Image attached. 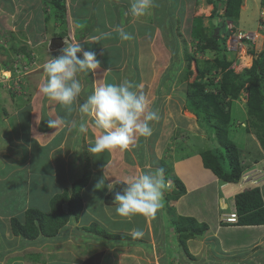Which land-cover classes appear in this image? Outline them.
Listing matches in <instances>:
<instances>
[{"label": "crops", "instance_id": "crops-1", "mask_svg": "<svg viewBox=\"0 0 264 264\" xmlns=\"http://www.w3.org/2000/svg\"><path fill=\"white\" fill-rule=\"evenodd\" d=\"M62 1L67 17L59 32L67 33L62 36L65 42H79L85 50L95 51L100 65L94 73L78 74L82 93L72 106H62L40 92L46 80L44 75L36 87L32 86L34 96L28 103L1 107L4 110L0 116V264H264V224L226 221L227 216L237 212L236 195L253 185L225 182L207 168L201 152L213 143L206 127L185 107L184 97H164L167 89H162V80L168 81L170 75L163 74L162 66L167 72L171 49L179 46L175 26L182 23L180 18L183 19L187 1L173 0L169 14L151 6L140 17L131 14L130 0ZM165 1L152 0L153 4ZM253 2L257 6L261 0H244L241 13ZM209 5L213 12L214 4ZM199 16L206 17L207 23H195L197 28L201 26L214 33L213 18L201 13ZM54 21L57 20L49 22ZM45 22L40 32L44 38L31 48L33 55L35 51H44L41 61L37 60L39 57L32 61L36 64L59 55L60 48L55 51L49 48L51 38L60 36L59 32L49 37L47 33L52 29ZM170 22L172 30L167 25ZM118 27L133 38L122 41ZM29 78L34 80L32 76ZM124 80L139 85L148 99L149 110L162 117L156 126L150 122L153 129L150 137L137 136L127 149L93 155L88 151L89 144L100 130L91 116L79 112V104L95 86ZM244 111L245 114H239L245 123L248 115ZM48 120H56V126L50 128ZM81 123H86L87 132L79 131ZM235 124L231 123L229 136L246 160L244 163L250 162L248 172L264 168V152L255 135L251 133V138L244 135L243 144L235 141L231 137ZM240 129L249 134L247 126L242 125ZM249 139L255 142L252 149L258 151L260 159L243 155ZM163 158L170 170L165 179L173 184L172 190L164 193L163 208L155 216H118L115 203L106 201L110 193L107 184L111 183L113 190L129 176L161 169ZM258 160L259 166L253 164ZM87 168L90 177L81 191L83 208L78 217L71 215L53 236L41 233L35 238H26L13 231L12 219L18 218L24 223L30 208L50 213L52 198L63 192L71 194L73 183ZM251 175L255 177L254 172ZM175 176L186 189L176 200L173 195L180 187L173 179ZM101 179L105 183H99ZM262 179L259 184L264 199ZM67 209L68 204L66 212ZM177 217L193 218L207 228L182 241L181 233L172 225ZM93 224L113 237L94 232ZM136 229L142 231L141 236L132 234ZM166 241L170 242L169 248L162 246ZM142 242L146 245H140ZM177 249L187 259L179 258Z\"/></svg>", "mask_w": 264, "mask_h": 264}, {"label": "rangeland", "instance_id": "rangeland-1", "mask_svg": "<svg viewBox=\"0 0 264 264\" xmlns=\"http://www.w3.org/2000/svg\"><path fill=\"white\" fill-rule=\"evenodd\" d=\"M184 1H187V3L185 4L184 2L185 9L183 19L180 18L182 23L179 22L175 26L178 33L179 46L177 49L174 47L171 49V61L172 59L176 60L171 63L168 59L170 66L167 72H164L166 67L162 66L163 74L167 73L170 75L168 81L162 80V89H167V92H164L165 98H171L172 96L175 98H179L180 96L184 97L186 100L185 107L189 108L186 96L191 89L197 90L195 84L199 85V87L204 86L214 93H220V83L223 79V73L229 69L233 70L235 73L243 72L244 69L249 68L252 65V57L254 55L251 50L254 49L255 52H259L264 48V33L262 35L259 34L258 36V33L255 32L258 29L260 10L264 6V0H261L257 6L253 2L251 6H248V10H244L240 13L238 19L226 21L225 32H222L220 38L222 39L228 33L229 36L232 35L238 37V33L240 32H255L253 34L258 37L254 43L242 39V41H239L235 38H232V40L229 41L228 36L226 44H222L219 47V50L201 48V38H207L213 34L210 29L204 28V32L200 33L196 28H193L196 26L195 23H197V25L207 23L206 17L201 18L199 14L201 13L204 14V16L208 15L212 17V6L209 5L206 0H199V3L196 2L197 0ZM57 2L58 0H0V79L2 78L3 80L0 81V116H2L1 113L4 110L1 109V107L4 105L7 106L11 104V106L17 107L20 104H24V102L28 103V100H32L35 91V89H32V86L36 87V84H38L43 76L46 75L43 71V65L46 61L38 64L32 62L36 60V57H39L37 60L41 61L44 51L42 49L38 51L39 53L35 51L36 54L33 55L31 51L33 49L31 48L36 46L39 39L44 38L40 32L43 29L42 27L45 28V20L52 29L50 34L47 33L49 37H51L52 34L57 35L56 33L60 31L63 24L59 19L58 21H54L53 24L49 22L51 20L49 17L53 16L57 11H60ZM173 2V0H170L169 5H172ZM220 12H224V7L221 8ZM157 15L158 14L156 13L155 20ZM87 21L90 22V20ZM211 21L213 23H216V21L220 24L225 23V20L221 15ZM167 25L172 30L173 23L170 22ZM16 35H19V38H17ZM58 52H56V54H58ZM210 65L214 73H207L205 71ZM212 65H218L219 71L216 70L217 68H213ZM40 66L42 67L40 68ZM30 76L34 77V80H30ZM31 81H33V84ZM193 86H195V88ZM242 92L243 93L239 99L231 98L229 99L230 101L227 100L230 102V106H227L221 114L223 120H228V115H232L230 124L232 122L236 123V127L234 126L231 128L233 129L231 137L241 144H243L244 135L248 136V138H251V133L255 135L253 130L249 128V123L251 122L249 116L246 117L247 120L245 123L241 121L242 119L239 112L245 114L244 110H246V112L248 111L247 106L244 104V101H247L248 93L246 90ZM225 112L229 113L227 114ZM161 117L162 115L159 113L158 119L152 121L155 123V126ZM201 125H203V127L206 126L204 123ZM242 125L248 127L249 134H247L244 129H240L242 128ZM210 140L212 143L215 142L213 136H211ZM254 145L255 142L249 139L246 148H244L247 152L243 153V155H246L249 158L254 157L260 159L258 151L252 149V146ZM163 159L165 160V158ZM243 160L244 159H242L244 171L246 170V172H248L250 162L245 164L244 161L246 160ZM259 161L260 160L253 164L259 166ZM250 172H254L257 175L259 173V171H257L258 173L256 172V169H253ZM261 173L264 174V172ZM262 180H264V178ZM165 201L166 198L163 197L164 204ZM66 206L67 202L63 204V210L65 212ZM168 225L169 224H167V226ZM168 231L170 233V229H168ZM140 245H146V243L142 242ZM164 245L169 248L170 242L166 241L162 246ZM130 246H132V244H130ZM176 252L179 258L182 257L181 259H187L185 256L186 254L182 255L183 251L180 249H177ZM173 253L174 252L171 254ZM175 264H177V262Z\"/></svg>", "mask_w": 264, "mask_h": 264}, {"label": "trees", "instance_id": "trees-1", "mask_svg": "<svg viewBox=\"0 0 264 264\" xmlns=\"http://www.w3.org/2000/svg\"><path fill=\"white\" fill-rule=\"evenodd\" d=\"M169 1V0H168ZM208 4H214L212 18L223 16L225 23L219 22L214 24L215 32L207 38H201V48H208L211 50H219L222 44H226L228 34L222 39V32H225L226 21L238 19L241 13V7L244 0H206ZM157 3V4H156ZM57 6L60 11H57L50 19H59L62 26L66 23V6L64 1L58 0ZM152 6L166 10L169 14L173 9V4L169 5L167 0L165 2H155ZM224 7V14L220 13V9ZM202 18V17H201ZM91 21V20H90ZM201 25V24H200ZM195 28V27H194ZM197 31L204 32L203 28H197ZM66 32L61 30L60 36H65ZM178 40V34L176 36ZM254 55L253 63L249 68H246L241 73H235L229 69L223 73V79L220 83V93H214L204 86L195 84L197 90L191 89L188 92L186 99L189 109L193 111L203 121L211 136L215 138L211 148H206L201 152L204 165L210 168L218 177L225 182L236 183L239 181L244 171V164L240 156L237 144L229 136V127L232 115H228V120H223L221 117L222 111L230 106L229 99H239L242 91L246 90L247 95V114L251 120L249 128L253 130L257 141L264 152V48L260 52L251 50ZM213 68L219 67L212 65ZM226 68V67H225ZM208 73H214L211 65L205 69ZM195 86H193L195 88ZM230 101V100H229ZM230 112V111H229ZM225 112V113H229ZM248 129V127H247ZM250 131V130H249ZM165 178L170 175L167 162L163 160L162 167ZM90 177V170L87 168L84 175L73 183L72 193L63 192L56 194L51 200V211L46 213L36 208H30L26 212V220L22 223L18 218L12 219V228L16 234H22L26 238H35L41 233L53 236L59 229L65 225L70 216L78 217L83 208V201L81 191L85 187ZM180 187V191L173 195V199H177L179 195L186 191L184 184L178 177L173 178ZM125 185L120 182L107 195L106 201L108 203L114 202V195L118 191H122ZM68 204L67 212L63 210V204ZM236 206L239 214L238 223L240 224H264V199L262 197L261 188L256 185L250 189L240 192L236 195ZM172 225L177 231L181 233L182 241L184 238L194 236L197 232H202L207 227L200 225L193 218L177 217ZM92 229L106 237H113L111 234L102 230L97 224H93ZM190 231V232H189Z\"/></svg>", "mask_w": 264, "mask_h": 264}, {"label": "clouds", "instance_id": "clouds-1", "mask_svg": "<svg viewBox=\"0 0 264 264\" xmlns=\"http://www.w3.org/2000/svg\"><path fill=\"white\" fill-rule=\"evenodd\" d=\"M151 6L152 0H130L129 10L134 17H140L145 15ZM117 32L122 41L133 38L122 28L118 27ZM102 36L103 34L97 39ZM59 52V55L52 56L44 63L46 80L39 90L62 106H72L82 93L78 74L94 73L100 61L95 51L85 50L79 42H65ZM252 58L254 59V56ZM79 112L91 116L96 128L100 130V134L89 144L88 151L93 155L115 149H127L137 136L150 137L153 132L150 122L158 119L157 114L149 110L148 99L144 92L139 90V85L128 80L95 86L91 94L79 104ZM56 123V120H48L50 128L55 127ZM79 131H88L86 123L79 125ZM99 183L103 184L105 181L101 179ZM122 183L125 187L114 195L115 212L120 217L137 214L145 217L155 216L164 206V193L173 188L172 182L165 179L163 169L141 171L138 175L127 177ZM254 186L256 185L252 187ZM107 188L111 192L112 184L108 183ZM132 234L141 236L142 231L136 229Z\"/></svg>", "mask_w": 264, "mask_h": 264}, {"label": "built area", "instance_id": "built-area-1", "mask_svg": "<svg viewBox=\"0 0 264 264\" xmlns=\"http://www.w3.org/2000/svg\"><path fill=\"white\" fill-rule=\"evenodd\" d=\"M259 34L262 35V33L264 32V6L261 8L260 10V20L258 22V29L255 31ZM255 32H246V33H238V37H234L232 35L229 36V41L232 40V38H235L236 40L242 41V40H248L249 42L251 41L252 43H254V41L257 39L258 36H255L253 33ZM246 37V38H244ZM242 39V40H241ZM2 80V78L0 79V81ZM3 81V80H2ZM259 171V173L257 172ZM256 172L258 174H261V172H264V168H258L256 169ZM251 172L245 173V171L243 172L240 180L238 181L239 186H244L245 184H249V185H260V178H264V174L262 175H257L255 173V177L252 178L253 176L251 175ZM226 221L230 222V223H236L238 221V214L236 211H234L233 213H231L229 216L226 217Z\"/></svg>", "mask_w": 264, "mask_h": 264}, {"label": "water", "instance_id": "water-1", "mask_svg": "<svg viewBox=\"0 0 264 264\" xmlns=\"http://www.w3.org/2000/svg\"><path fill=\"white\" fill-rule=\"evenodd\" d=\"M65 40L62 36H54L51 38L50 43H49V48L52 51L58 50L62 46H64Z\"/></svg>", "mask_w": 264, "mask_h": 264}]
</instances>
